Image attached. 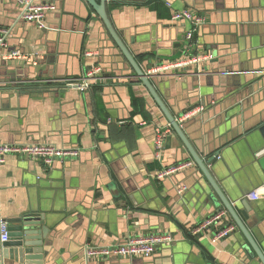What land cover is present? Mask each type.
I'll use <instances>...</instances> for the list:
<instances>
[{"label":"crops","instance_id":"obj_1","mask_svg":"<svg viewBox=\"0 0 264 264\" xmlns=\"http://www.w3.org/2000/svg\"><path fill=\"white\" fill-rule=\"evenodd\" d=\"M36 3L56 8L42 27L20 20L14 0H0L8 49L36 54L31 65L0 61V144L45 143L79 155L51 169L5 157L0 218L43 215L50 229L46 264H260L85 0ZM106 7L195 151L204 159L218 155L207 167L264 256V172L257 152L264 140V0H114ZM188 9L205 21L194 53L186 48L188 24L172 20ZM206 55L213 58L193 61ZM91 69L97 73L87 91L65 85ZM159 133L166 139L156 154ZM187 162L192 166L156 179ZM253 191L261 194L257 201L246 198ZM241 202L257 217L244 220ZM216 214L224 216L214 229L192 235ZM224 226L232 232L213 243L212 234ZM149 233L173 241L148 259L81 257L87 246L112 248Z\"/></svg>","mask_w":264,"mask_h":264},{"label":"built area","instance_id":"obj_2","mask_svg":"<svg viewBox=\"0 0 264 264\" xmlns=\"http://www.w3.org/2000/svg\"><path fill=\"white\" fill-rule=\"evenodd\" d=\"M19 7V19L26 23H33L38 27L43 26L45 14L54 12L55 6L53 4H38L36 0H14ZM114 0H105L106 4H110ZM172 20L177 22H184L188 24V29L185 34L187 41V50H192L197 47L198 41L195 36L198 29L203 25L204 17L193 13L191 10L176 11L172 15ZM9 31L0 28V61H20L24 65H31L35 63L36 54L26 55L17 50H9L7 45ZM212 55L204 57H195L193 61L199 62L203 59H212ZM97 73L96 69H91L87 72L84 79L80 81H72L65 83L68 87H73L81 92L90 89V81H92ZM166 139L165 134L159 133L155 138V153H159L163 149ZM15 155L30 161H37L43 165L45 169H51L56 163L63 162L64 160L77 159L79 155L78 149H59L55 146L36 143V144H0V164L4 163L5 157ZM192 163L187 162L175 167H170L164 171H160L156 175L157 180H162L169 177L176 172L182 171L186 167H191ZM264 195V194H263ZM261 194L258 191H253L246 195L249 201H257ZM224 214H216L191 230L192 235L206 233L212 230L217 225ZM232 232L231 227H225L212 234V242H217L226 238ZM8 224L5 220L0 218V243L6 242L8 239ZM172 237L169 234H146L141 237H127L124 241L112 248H98L87 246L83 248V258L92 259L94 257L102 258H138L148 259L160 246H165L172 243Z\"/></svg>","mask_w":264,"mask_h":264},{"label":"water","instance_id":"obj_3","mask_svg":"<svg viewBox=\"0 0 264 264\" xmlns=\"http://www.w3.org/2000/svg\"><path fill=\"white\" fill-rule=\"evenodd\" d=\"M85 2L103 23L109 37L115 43L126 63L134 72V77L139 80L141 85L152 97L158 109L167 120L169 126L180 139L184 149L187 151L196 167L204 176L205 180L212 187L213 191L222 202L227 213L236 223L240 232L244 236L249 248L252 250L253 257H255L260 264H264V256L257 247L253 237L249 233L243 221L236 214L235 210L231 206V203L226 200L220 192L217 182L213 179L210 170L207 167V165L210 164L218 155L210 154L207 155V159H204L195 151L193 146L184 135L181 125L178 122L177 116H173L169 112L166 105L155 91L150 81V76L146 75V73H144L142 69L137 65L136 61L129 53L126 45L122 42L118 34L115 32L107 14L105 0H85ZM257 152L258 156L260 155V159L258 161L260 168L264 172V140ZM182 186L183 184L178 185L176 186V189L178 190L182 188ZM241 204L243 206L241 215L243 216L244 220L257 217L255 210H252V208L250 206H247L244 202H241ZM251 212H253L254 214H250ZM219 222H217V225L219 224ZM7 223L9 234L7 241L0 243V264H46L48 262L50 252L48 250H45L44 240H46L50 229L46 227L45 217L31 211L30 213H26L14 219H10L7 221ZM225 227L228 226H224L222 228ZM81 254L82 257L83 249Z\"/></svg>","mask_w":264,"mask_h":264},{"label":"trees","instance_id":"obj_4","mask_svg":"<svg viewBox=\"0 0 264 264\" xmlns=\"http://www.w3.org/2000/svg\"><path fill=\"white\" fill-rule=\"evenodd\" d=\"M91 11L93 12L92 9H91ZM142 55H143V56L140 57L141 59H144V58L148 57V55H146V54H142Z\"/></svg>","mask_w":264,"mask_h":264}]
</instances>
